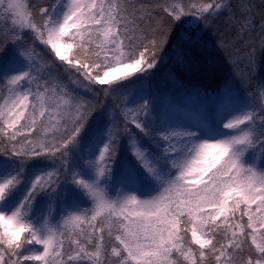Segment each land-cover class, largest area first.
Returning <instances> with one entry per match:
<instances>
[{
  "label": "snow or ice",
  "instance_id": "1",
  "mask_svg": "<svg viewBox=\"0 0 264 264\" xmlns=\"http://www.w3.org/2000/svg\"><path fill=\"white\" fill-rule=\"evenodd\" d=\"M186 20L264 58V0H0V264H264V79L154 90Z\"/></svg>",
  "mask_w": 264,
  "mask_h": 264
},
{
  "label": "trees",
  "instance_id": "2",
  "mask_svg": "<svg viewBox=\"0 0 264 264\" xmlns=\"http://www.w3.org/2000/svg\"><path fill=\"white\" fill-rule=\"evenodd\" d=\"M259 7L260 0H253ZM219 29V31H218ZM223 25L217 22L216 26L204 28L202 25L190 24L187 20L174 27L171 42L166 46L163 59L153 70L147 83L160 93L168 94L174 102L185 107L190 117L195 118L199 101L187 100L181 94L178 84L186 87H196L212 93L223 88L226 84L232 85L241 92L253 91L257 81L264 79V58L257 47L256 65L252 69L247 64L246 49L242 43L236 48L225 50L218 44L220 31ZM195 40L193 45L190 41ZM177 51L191 53L185 63L177 60ZM247 78V79H246ZM139 83V81H134ZM131 87V85H129ZM81 94L99 107L103 103L112 105L111 98L105 99L102 92L98 94ZM246 219V218H245ZM250 243V241H249Z\"/></svg>",
  "mask_w": 264,
  "mask_h": 264
}]
</instances>
